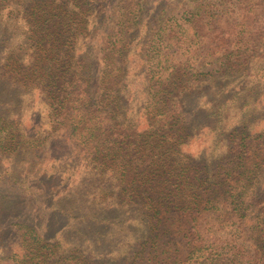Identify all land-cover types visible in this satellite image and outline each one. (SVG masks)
I'll use <instances>...</instances> for the list:
<instances>
[{"label":"trees","instance_id":"1","mask_svg":"<svg viewBox=\"0 0 264 264\" xmlns=\"http://www.w3.org/2000/svg\"><path fill=\"white\" fill-rule=\"evenodd\" d=\"M262 146L264 0H0V264H264Z\"/></svg>","mask_w":264,"mask_h":264},{"label":"rangeland","instance_id":"2","mask_svg":"<svg viewBox=\"0 0 264 264\" xmlns=\"http://www.w3.org/2000/svg\"><path fill=\"white\" fill-rule=\"evenodd\" d=\"M161 1L169 4L173 2V0L168 2L165 0ZM261 127V125L257 126V129L259 130ZM202 147V141H196L192 144L191 150L198 151ZM262 148L264 147L262 146ZM219 207L225 210L222 218H218V214L214 213L203 214L201 216L195 214L169 215L167 218H170V220L167 222L166 228H170L171 234L167 235L165 240L162 241L165 244V249L175 253V249L178 248L179 251L177 253H180L181 249L184 254V245H187L189 239L192 240L195 235L200 234L202 236L199 241L204 239L203 244L209 241L214 242V240H218L221 243L227 242L232 246L242 243L244 246L252 249L251 251H254V244L248 238V235L245 236L241 232H236V227L232 223L231 208L224 198H221Z\"/></svg>","mask_w":264,"mask_h":264}]
</instances>
